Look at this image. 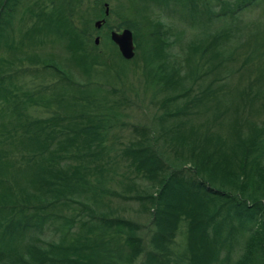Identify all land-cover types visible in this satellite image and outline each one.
<instances>
[{
	"label": "trees",
	"instance_id": "trees-1",
	"mask_svg": "<svg viewBox=\"0 0 264 264\" xmlns=\"http://www.w3.org/2000/svg\"><path fill=\"white\" fill-rule=\"evenodd\" d=\"M112 1L133 20L111 26L110 0H0V264H264V20H241L264 0ZM124 28L129 61L109 40ZM137 58L156 110L107 141L101 81Z\"/></svg>",
	"mask_w": 264,
	"mask_h": 264
},
{
	"label": "rangeland",
	"instance_id": "rangeland-1",
	"mask_svg": "<svg viewBox=\"0 0 264 264\" xmlns=\"http://www.w3.org/2000/svg\"><path fill=\"white\" fill-rule=\"evenodd\" d=\"M111 4H108V9L112 8L114 10V14L111 15L108 19V23L111 26H115L119 24L121 21L124 20H133V18H129L124 16L125 12L120 8L119 4H115L112 0H110ZM142 4H144V1H142ZM134 8H138L141 5V2L134 3ZM145 5V4H144ZM153 10V9H152ZM159 7L156 9L154 7V16L159 13ZM256 19H262L264 20V3L260 5L259 7H256L254 9H250L248 11H245L241 13V20L244 22H251ZM100 20V19H95ZM93 21V22H94ZM135 21V20H134ZM171 22V21H170ZM174 28L173 30L176 32H180V30H183L184 33L181 36L180 40L174 43L173 46V52L177 53L181 57L184 55V53L181 51L183 49V46L185 44V40L189 37V30H185V27L183 25H179L177 23L173 24ZM100 28V27H99ZM99 28H94L95 30H99ZM260 32L264 31V23H261L259 26ZM259 30H252L258 31ZM118 30L117 32H119ZM262 34V33H261ZM95 37H98V42L101 43L103 41V34L102 32H99V34L93 35V40ZM106 42H102L100 44L99 52L100 54H104L106 56L107 53H111V49ZM134 60V59H133ZM114 62V66L119 67L120 69L127 70L128 72L125 73V76L123 73L117 71L116 68H113L111 65L110 72L108 71V76L101 81L102 88L105 90H108L109 93H106L107 98L110 99L109 105L114 106L113 102H118V106H115V110H117L118 114L117 118L119 121H121V124L116 123L111 132L108 135L107 141H115L116 138L119 141L126 140L127 136L130 133V127L133 124H142L145 122H148L154 111L156 110L154 100L150 97L151 93L150 91H146L144 89L142 80L138 75H140V68L142 62L140 59H136L134 63H129V65H125L124 63L120 61H112ZM111 64V61L109 62ZM136 64V67L134 69V74L132 73V70L134 68V65ZM130 70V71H129ZM160 94V93H159ZM152 99V100H151ZM144 109V110H143ZM115 137V138H114ZM114 188L118 189V186L114 185ZM141 191H144L143 186L139 185L138 187ZM147 192H151L150 189L146 190ZM110 204L116 208V213L119 215H122L124 217L130 218L134 221L145 223L148 219V215L146 213V210L140 211L139 206L137 202L130 201V200H123L120 197H110Z\"/></svg>",
	"mask_w": 264,
	"mask_h": 264
},
{
	"label": "water",
	"instance_id": "water-1",
	"mask_svg": "<svg viewBox=\"0 0 264 264\" xmlns=\"http://www.w3.org/2000/svg\"><path fill=\"white\" fill-rule=\"evenodd\" d=\"M104 7V15L108 14V6L106 3L103 4ZM103 23V20H96L93 22L94 28H99L100 25ZM109 40L111 43L116 47L117 52L119 53L120 57L125 60L129 61L134 56V45L132 39V33L130 30L124 28L121 29L119 32L111 31L109 33ZM93 43L96 45L98 43V37H95Z\"/></svg>",
	"mask_w": 264,
	"mask_h": 264
}]
</instances>
